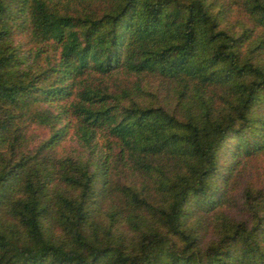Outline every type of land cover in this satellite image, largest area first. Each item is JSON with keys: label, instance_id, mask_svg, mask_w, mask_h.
<instances>
[{"label": "trees", "instance_id": "trees-1", "mask_svg": "<svg viewBox=\"0 0 264 264\" xmlns=\"http://www.w3.org/2000/svg\"><path fill=\"white\" fill-rule=\"evenodd\" d=\"M260 156L264 0H0V264H264Z\"/></svg>", "mask_w": 264, "mask_h": 264}, {"label": "rangeland", "instance_id": "rangeland-1", "mask_svg": "<svg viewBox=\"0 0 264 264\" xmlns=\"http://www.w3.org/2000/svg\"><path fill=\"white\" fill-rule=\"evenodd\" d=\"M258 159H254L252 165L246 166V177L248 178H244V180H264V156H260V158ZM256 172H258V175L256 174Z\"/></svg>", "mask_w": 264, "mask_h": 264}]
</instances>
